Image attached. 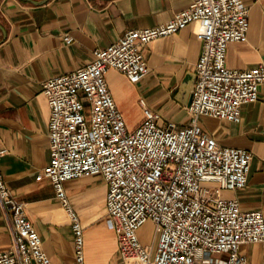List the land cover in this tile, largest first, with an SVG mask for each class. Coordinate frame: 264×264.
I'll return each instance as SVG.
<instances>
[{
	"label": "built area",
	"instance_id": "1",
	"mask_svg": "<svg viewBox=\"0 0 264 264\" xmlns=\"http://www.w3.org/2000/svg\"><path fill=\"white\" fill-rule=\"evenodd\" d=\"M250 8L243 0H190L189 6L155 26L128 29L94 50L79 68L42 81L50 108L47 176L70 218L75 264L85 258V225L65 187L70 179L101 175L107 183L106 223L116 233L119 258L101 264H248L243 243L264 242V213L242 209L223 195L247 184L252 152L220 144L199 123L201 116L239 122L244 103L264 83V63L241 69L227 64L228 46L246 41ZM195 23L202 50L188 109L191 121H162L144 104V120L129 128L112 94L114 68L136 83L149 72L143 46ZM71 42L73 37L65 35ZM6 152L0 150V159ZM0 203L11 218L13 245L0 264H55L28 218L24 204L0 169ZM155 237L144 243L142 227Z\"/></svg>",
	"mask_w": 264,
	"mask_h": 264
},
{
	"label": "crops",
	"instance_id": "2",
	"mask_svg": "<svg viewBox=\"0 0 264 264\" xmlns=\"http://www.w3.org/2000/svg\"><path fill=\"white\" fill-rule=\"evenodd\" d=\"M250 8L246 41L229 44L227 64L251 68L264 63V0H243ZM190 0H0V169L13 195L55 264H75L70 218L51 180L38 178L51 158L50 108L42 81L73 71L94 58L128 29L155 26L189 6ZM195 23L143 46L149 72L133 83L114 68L107 72L112 94L129 128L144 120V104L162 121H191L190 101L180 98L186 75L195 72L202 50ZM73 40L67 42L65 35ZM192 92V91H191ZM191 100V93H190ZM199 123L226 146L252 152L247 184L223 195L245 210L264 213V83L259 96L241 108L239 122L201 116ZM71 203L85 225V258L101 264L119 258L118 240L105 220L107 183L99 174L65 182ZM151 222V221H150ZM152 223V222H151ZM11 218L0 203V250L13 245ZM153 224V223H152ZM248 264H264V242L243 243Z\"/></svg>",
	"mask_w": 264,
	"mask_h": 264
},
{
	"label": "water",
	"instance_id": "3",
	"mask_svg": "<svg viewBox=\"0 0 264 264\" xmlns=\"http://www.w3.org/2000/svg\"><path fill=\"white\" fill-rule=\"evenodd\" d=\"M196 79L195 72L188 73L185 77V79L182 82L181 88H180V98L183 101H190V93L193 90L194 82Z\"/></svg>",
	"mask_w": 264,
	"mask_h": 264
},
{
	"label": "rangeland",
	"instance_id": "4",
	"mask_svg": "<svg viewBox=\"0 0 264 264\" xmlns=\"http://www.w3.org/2000/svg\"><path fill=\"white\" fill-rule=\"evenodd\" d=\"M140 237L144 243H151L155 237V227L151 222L146 223L140 232Z\"/></svg>",
	"mask_w": 264,
	"mask_h": 264
}]
</instances>
